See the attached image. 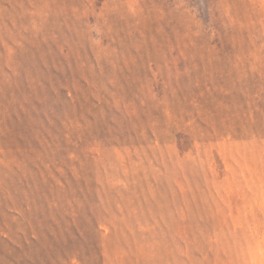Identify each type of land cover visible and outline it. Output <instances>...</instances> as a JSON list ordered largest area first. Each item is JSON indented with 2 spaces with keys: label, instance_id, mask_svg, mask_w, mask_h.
<instances>
[{
  "label": "rangeland",
  "instance_id": "374dc122",
  "mask_svg": "<svg viewBox=\"0 0 264 264\" xmlns=\"http://www.w3.org/2000/svg\"><path fill=\"white\" fill-rule=\"evenodd\" d=\"M0 264H264V0H0Z\"/></svg>",
  "mask_w": 264,
  "mask_h": 264
}]
</instances>
